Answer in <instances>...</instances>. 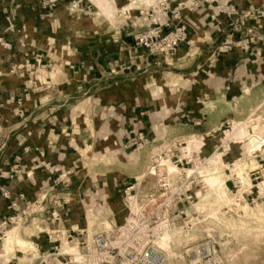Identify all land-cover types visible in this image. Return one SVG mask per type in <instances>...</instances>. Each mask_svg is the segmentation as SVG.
Here are the masks:
<instances>
[{"label": "crops", "instance_id": "1", "mask_svg": "<svg viewBox=\"0 0 264 264\" xmlns=\"http://www.w3.org/2000/svg\"><path fill=\"white\" fill-rule=\"evenodd\" d=\"M95 1L106 10L105 0ZM167 1L179 19L155 11L165 24L162 33L184 24L192 42L180 44L169 59L129 51L137 28L125 8L105 22L81 8L70 13L39 0H0V173L19 169L10 179L0 176V222L32 205L41 231L24 239L40 252L52 248L44 233L55 226L45 219L51 201L63 198L57 192L68 191L71 200L68 223L60 226L84 230L78 208L90 191L96 193L90 205L99 203L105 178L117 198L159 145L214 128L240 99L245 107L259 102L254 90L264 91V19L242 13L264 0ZM215 2L235 16L211 18ZM247 37L253 39L247 51H216ZM34 57L39 64L33 72L16 69ZM33 77L35 88H24ZM209 107L225 110L216 116ZM136 133L144 136L140 149L129 145Z\"/></svg>", "mask_w": 264, "mask_h": 264}, {"label": "rangeland", "instance_id": "2", "mask_svg": "<svg viewBox=\"0 0 264 264\" xmlns=\"http://www.w3.org/2000/svg\"><path fill=\"white\" fill-rule=\"evenodd\" d=\"M39 1L42 5L44 4V0ZM125 1L128 0H105L106 4H104L103 8L106 10H100L99 8H102V5H98V1L95 0L94 2L92 0H64L53 3L50 9L56 7L61 9L67 8L70 13H74L77 9L81 8L88 14L94 15L98 13V19L106 22L110 18L109 14L120 13V10L125 8L127 13H123L132 22L133 26L137 28L135 33L144 29L145 25L151 21H158L164 25L155 14V11L161 12L159 11V4L161 2L167 4L166 12L161 13L164 15L169 13L173 18L176 14L179 19L178 12L169 8L170 4L167 0H132L134 1V5L128 8L125 5ZM196 4L197 2H194V4L192 2V6L190 7L194 8ZM261 5H264V3H261ZM45 7L47 8V6ZM213 7L214 12L211 13V18H216L218 15H222L227 19L235 16L233 9L220 5L219 2ZM231 10L233 12L230 13ZM242 15L254 20L264 19V15H250L249 13L245 15V11ZM244 40H247L248 44L245 50H240L236 44ZM252 41V37H247L231 44H222L216 51L218 54L228 52L231 49L247 51ZM182 44H186L188 47L191 46L192 42L187 39V34L186 42ZM37 58L39 64V57ZM35 61L36 57L33 58L31 63H36ZM24 62L22 65H19L22 66L21 68L17 66L16 69L27 71L29 68L24 67ZM35 66L34 64L30 70L31 72H33L32 70ZM40 67L42 68L43 66ZM28 79L25 81L23 87L33 89L30 86L31 84H28ZM33 80H35L34 77L30 79L31 82ZM262 90L261 88L254 90V96L259 99V102L254 107H245V100L240 99L239 107H232L230 116L214 128L210 130L201 129L197 134L182 140L187 142L186 148L182 151L190 149L193 152L199 153L203 159L209 158L211 165L213 164V169L207 171L204 165L193 171L194 179L189 194L194 199L190 207H184L186 221H175L165 229V232L161 236L162 238L164 235H167L164 236L165 242H162L163 246L161 247L166 255V264H190L194 260L191 251L185 253L186 255L184 252L191 250L193 246L205 239L209 234L215 236L218 247L222 249L225 264H264V91ZM159 110L158 108L157 114H159ZM224 110V107H209L211 114H215L216 116L223 114ZM168 113L170 112L167 111L164 114L168 116ZM174 117L176 116L174 115ZM171 131L175 133L176 130L171 128ZM252 140H254L253 144L251 143ZM178 141L181 140H174L170 143L166 142L163 145L169 146ZM253 145L257 146L254 148ZM13 166L10 167L9 171ZM106 170L110 171L111 168ZM238 176L242 177L244 183H248L250 186L244 183L243 185L240 184ZM64 181L62 179L58 183L64 185L66 182ZM107 181L108 179L105 178L103 186L105 191L99 195V203L97 205H90L89 197L95 198L96 195L95 191H90L85 194L87 197L86 201L78 208L80 212L79 218L83 222V224L81 223V227L84 228L83 237L80 238L87 243H90L93 233L110 231L125 216L124 209L120 203V195L117 198L111 196V186L113 184L110 180V184ZM67 192L56 193L57 196L63 195V198L60 199L67 201L66 204L61 205V208L52 206L50 209V211L52 209L58 211L56 212V219L61 221V224L59 223L61 226L62 224L67 225V220H69L66 206L70 204L71 200L69 197L64 196ZM52 201L59 202L57 199H53ZM30 210L34 211L29 206L28 211ZM33 211L24 216L20 215L15 224L0 226V264L41 263V260L28 259L29 257H37L40 253L33 254L32 251H28V246L27 248L21 247L20 243L16 242V239H13L9 247L5 246V242L2 246L5 233L8 230L13 231L14 238L16 237L20 241L31 243L24 239L25 236L30 235L33 229L35 232L41 231L40 226L31 221L35 219L32 216ZM217 215H221L223 218ZM48 218L49 215L45 219L46 222L50 220ZM12 227L16 229H10ZM67 227L70 228L69 225ZM71 227L73 228V226ZM72 230L79 231L81 229L77 230L73 228ZM22 232L24 233L23 235ZM170 236L172 239L169 240ZM73 237L76 238L77 236ZM69 248H73L72 251H75L73 246H67L61 240L59 253L72 252ZM45 262L51 263V261L47 262V260Z\"/></svg>", "mask_w": 264, "mask_h": 264}, {"label": "built area", "instance_id": "3", "mask_svg": "<svg viewBox=\"0 0 264 264\" xmlns=\"http://www.w3.org/2000/svg\"><path fill=\"white\" fill-rule=\"evenodd\" d=\"M57 1L64 0H44L43 6L50 8ZM166 10L167 4L161 2L159 11L165 13ZM248 13L262 16L264 5L258 9L249 7L245 15ZM174 18L178 20L176 14ZM163 27L165 24L158 21L146 24L144 29L132 35L133 44L129 51L136 52L142 49L149 55L171 58L176 48L186 42L185 27L182 24L178 25L166 34L162 33ZM247 44L248 41L244 40L236 46L240 50H245ZM3 46L6 47V44ZM35 62L25 61L23 65L31 72L33 65H38L37 57ZM122 69L128 70V68ZM28 80V84L34 88L36 80L32 82ZM143 143L142 133H136L129 140V145L134 149H140ZM186 143L181 140L169 146L161 144L149 153L142 174L120 191V203L125 212L120 224L113 226L108 232L93 233L90 243H87L80 238L83 237V230L75 231L71 228L59 227L61 221L56 219L58 211L52 209L48 214L50 218L48 222L57 228L44 233L47 244L52 246L51 251L40 252L38 246L31 243L35 253L40 254L34 258L27 256L28 259L41 260L42 264H48L46 260L51 261L49 264H166V255L159 247L161 236L175 221H186L184 207H190L194 199L189 194L194 179L193 171L204 165L207 171L213 169L209 158L203 159L199 153L190 149L182 151L186 148ZM18 173L19 169L13 166L9 173H0V176L10 179ZM3 197L6 195L3 194ZM18 198L21 200V195ZM57 200L59 202L52 201V206L56 208L67 202L62 199ZM13 206L14 204L11 205ZM29 206L26 204L14 216L2 220L0 226L15 224L20 215L31 213L33 210L28 211ZM217 216L223 218L221 215ZM57 236L60 238L58 239ZM61 240L65 245L73 246L75 251L59 253ZM191 254L194 260L190 264H225L222 249L218 247L216 238L212 234L193 246Z\"/></svg>", "mask_w": 264, "mask_h": 264}, {"label": "bare ground", "instance_id": "4", "mask_svg": "<svg viewBox=\"0 0 264 264\" xmlns=\"http://www.w3.org/2000/svg\"><path fill=\"white\" fill-rule=\"evenodd\" d=\"M190 141V140H189ZM253 141L254 140H252L251 141V143L253 144ZM257 146V145H256ZM255 145H253V147L255 148L256 147ZM239 175V174H238ZM241 175V174H240ZM238 178H240V184H242L243 185V183H244V181H243V178L242 177H239L238 176ZM248 178V177H247ZM245 179V178H244ZM242 182V183H241ZM213 183H216V182H213ZM244 184H247V185H249L248 183H244ZM246 185V186H247ZM245 186V185H244ZM250 186V185H249ZM224 196V195H223ZM222 196V197H223ZM10 229H16L15 227H12V228H10ZM5 230V229H4ZM173 234H174V232H173ZM172 235V234H171ZM164 236H167V235H164ZM164 236L162 237V239H161V241H160V243H159V246L160 247H162L163 246V244H162V242H165V238H164ZM164 238V239H163ZM168 238V237H167ZM13 239H16L17 241L16 242H18V243H20V246L22 247H26L27 248V246H28V251H32V253H35V251H34V247L31 245V243H29V242H24V241H20L19 239H17L16 237L14 238V233H13V231H11V230H8L6 233H5V238H4V240H3V244H2V246L4 245V242H5V246H7V247H9L10 246V244L12 243V241H13ZM170 239H172L171 238V236H170V238H169V240ZM30 244V245H29ZM164 245H165V243H164ZM168 245V244H167ZM68 249V248H67ZM71 251H72V249L73 248H69ZM191 250H189V251H187V252H190ZM73 252V251H72ZM6 253V252H5ZM64 253V252H63ZM68 253H70V252H68ZM35 257V256H34ZM30 258H32V257H30Z\"/></svg>", "mask_w": 264, "mask_h": 264}]
</instances>
